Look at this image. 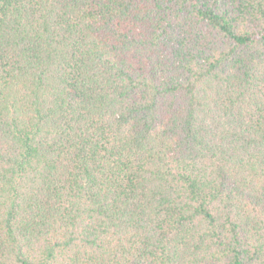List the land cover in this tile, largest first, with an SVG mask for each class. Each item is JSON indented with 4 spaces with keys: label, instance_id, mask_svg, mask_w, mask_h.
Listing matches in <instances>:
<instances>
[{
    "label": "trees",
    "instance_id": "16d2710c",
    "mask_svg": "<svg viewBox=\"0 0 264 264\" xmlns=\"http://www.w3.org/2000/svg\"><path fill=\"white\" fill-rule=\"evenodd\" d=\"M0 264H264V0H0Z\"/></svg>",
    "mask_w": 264,
    "mask_h": 264
}]
</instances>
